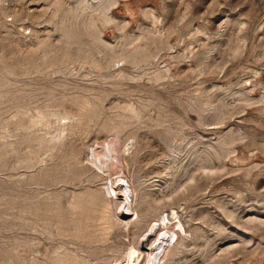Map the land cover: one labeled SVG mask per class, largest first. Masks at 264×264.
Masks as SVG:
<instances>
[{"label": "rangeland", "instance_id": "374dc122", "mask_svg": "<svg viewBox=\"0 0 264 264\" xmlns=\"http://www.w3.org/2000/svg\"><path fill=\"white\" fill-rule=\"evenodd\" d=\"M176 213L160 264H264V0H0V264H145Z\"/></svg>", "mask_w": 264, "mask_h": 264}, {"label": "bare ground", "instance_id": "6f19581e", "mask_svg": "<svg viewBox=\"0 0 264 264\" xmlns=\"http://www.w3.org/2000/svg\"><path fill=\"white\" fill-rule=\"evenodd\" d=\"M97 159H100V155H96ZM96 164V163H95ZM123 178H119L117 181L119 184L117 187H115V184H112L111 191L116 195L122 197L124 201V210L127 215L134 214L133 209L131 208L132 204V194L131 191L129 190V187L127 185L121 184L123 182ZM121 212L122 215H124V212ZM179 216L178 214H172L168 216L167 218L155 221L150 229H149V234L155 233L158 229L164 228L160 230V233L158 234V238L154 241L155 242V247L156 255H153L154 247L150 249V252L148 253V258L146 260L145 264H160V256L163 254V251L171 247V245L177 244L179 240V234L182 232H185L184 225L182 222L179 220L178 223L173 224L172 221L178 219ZM173 226V229H170V226ZM164 231V233H162ZM168 239V240H166ZM177 240V241H176ZM165 245L167 246L165 248ZM153 246V245H152ZM153 250V251H152ZM143 252L141 249L138 247L132 246L131 249L128 251L126 254V258L124 261L119 262L118 264H142L141 258L143 257Z\"/></svg>", "mask_w": 264, "mask_h": 264}]
</instances>
